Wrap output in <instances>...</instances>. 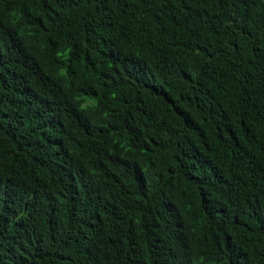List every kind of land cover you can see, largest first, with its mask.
<instances>
[{
    "label": "trees",
    "instance_id": "trees-1",
    "mask_svg": "<svg viewBox=\"0 0 264 264\" xmlns=\"http://www.w3.org/2000/svg\"><path fill=\"white\" fill-rule=\"evenodd\" d=\"M0 264H264V0H0Z\"/></svg>",
    "mask_w": 264,
    "mask_h": 264
}]
</instances>
